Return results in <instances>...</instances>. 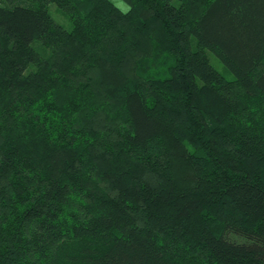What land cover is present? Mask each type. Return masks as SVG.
<instances>
[{"label": "trees", "instance_id": "16d2710c", "mask_svg": "<svg viewBox=\"0 0 264 264\" xmlns=\"http://www.w3.org/2000/svg\"><path fill=\"white\" fill-rule=\"evenodd\" d=\"M125 1L0 0V264H264V0Z\"/></svg>", "mask_w": 264, "mask_h": 264}, {"label": "rangeland", "instance_id": "374dc122", "mask_svg": "<svg viewBox=\"0 0 264 264\" xmlns=\"http://www.w3.org/2000/svg\"><path fill=\"white\" fill-rule=\"evenodd\" d=\"M117 5L118 3L116 0H113ZM124 4H127V1L123 0ZM49 11L51 15L54 17L55 20L58 22L64 24L65 26H69V18L66 15V13L58 7L55 3H49L48 5ZM209 59L211 63L220 71L228 74L229 76L231 75L230 71H228L222 61L210 50H207ZM173 170L178 178L179 181L184 182V183H189L191 181L190 177H188L190 170L184 161H182L180 158H173Z\"/></svg>", "mask_w": 264, "mask_h": 264}, {"label": "clouds", "instance_id": "9594fccd", "mask_svg": "<svg viewBox=\"0 0 264 264\" xmlns=\"http://www.w3.org/2000/svg\"><path fill=\"white\" fill-rule=\"evenodd\" d=\"M116 2L118 3V6L124 14H127L131 10V6L124 4L123 0H116Z\"/></svg>", "mask_w": 264, "mask_h": 264}]
</instances>
